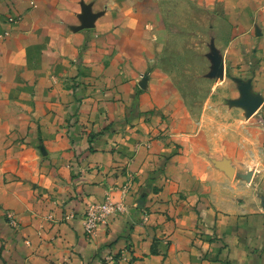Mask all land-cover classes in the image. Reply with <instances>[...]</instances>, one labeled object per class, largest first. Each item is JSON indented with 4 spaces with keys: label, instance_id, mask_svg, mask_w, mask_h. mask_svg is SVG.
Masks as SVG:
<instances>
[{
    "label": "crops",
    "instance_id": "1",
    "mask_svg": "<svg viewBox=\"0 0 264 264\" xmlns=\"http://www.w3.org/2000/svg\"><path fill=\"white\" fill-rule=\"evenodd\" d=\"M151 2L0 0V264H118L103 259L125 248L126 264H264V213L198 196L178 156L163 166L158 147L135 146L142 123L123 125L145 105L119 67L142 54L134 18ZM84 8L94 25L73 30ZM248 15L264 44V0ZM125 185V214L89 241L85 207Z\"/></svg>",
    "mask_w": 264,
    "mask_h": 264
},
{
    "label": "rangeland",
    "instance_id": "2",
    "mask_svg": "<svg viewBox=\"0 0 264 264\" xmlns=\"http://www.w3.org/2000/svg\"><path fill=\"white\" fill-rule=\"evenodd\" d=\"M151 1L150 9L134 18L144 40L142 54L119 67L120 77L132 82L133 101L149 106L132 108L123 125L133 129L136 119L142 123L147 139L135 146L158 147L163 166L178 156L200 186L198 196L207 194L221 207L264 213V44L251 29L253 0ZM80 18L82 25L73 30L92 28L97 15L84 8ZM18 21L7 18L11 26ZM142 23L149 24L144 31ZM10 35L3 32L0 40ZM128 186L119 202L108 195L85 207L82 227L87 207L111 202L122 209L99 223L94 235L84 232L89 241L110 217L125 214ZM14 221L12 226L8 219L13 228ZM128 252L103 261L126 264Z\"/></svg>",
    "mask_w": 264,
    "mask_h": 264
},
{
    "label": "built area",
    "instance_id": "3",
    "mask_svg": "<svg viewBox=\"0 0 264 264\" xmlns=\"http://www.w3.org/2000/svg\"><path fill=\"white\" fill-rule=\"evenodd\" d=\"M122 209L119 205L102 203L87 207L83 214V229L86 234L94 235L99 223H103L107 217L120 212ZM12 226H15L14 217L7 216Z\"/></svg>",
    "mask_w": 264,
    "mask_h": 264
}]
</instances>
